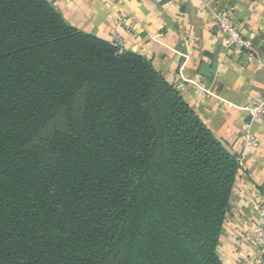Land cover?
<instances>
[{"label": "trees", "instance_id": "1", "mask_svg": "<svg viewBox=\"0 0 264 264\" xmlns=\"http://www.w3.org/2000/svg\"><path fill=\"white\" fill-rule=\"evenodd\" d=\"M239 169L149 59L0 0V264H225Z\"/></svg>", "mask_w": 264, "mask_h": 264}, {"label": "crops", "instance_id": "2", "mask_svg": "<svg viewBox=\"0 0 264 264\" xmlns=\"http://www.w3.org/2000/svg\"><path fill=\"white\" fill-rule=\"evenodd\" d=\"M48 1L75 28L149 59L240 157L218 253L225 264H264V249L254 242L264 197V118L252 123L259 146L245 155L243 111L264 95V0ZM227 8L251 42V60L245 49H227L217 31L216 13Z\"/></svg>", "mask_w": 264, "mask_h": 264}, {"label": "built area", "instance_id": "3", "mask_svg": "<svg viewBox=\"0 0 264 264\" xmlns=\"http://www.w3.org/2000/svg\"><path fill=\"white\" fill-rule=\"evenodd\" d=\"M232 13L231 8H227L226 11H218L216 13V28L218 33L223 35L225 38V47L227 49H245L247 50L248 60L253 58L251 53V42L249 39L242 36L240 31L236 28L234 23L231 21L230 14ZM119 48L118 44L115 45ZM199 89L208 92L203 84H199ZM243 111L247 116L244 129L245 139V155L253 153L259 146V139L252 132L251 126L254 121L264 118V95H261L252 103L247 104L243 107ZM240 162V157H238ZM258 216L254 229V242L256 245L264 249V197L258 200Z\"/></svg>", "mask_w": 264, "mask_h": 264}]
</instances>
